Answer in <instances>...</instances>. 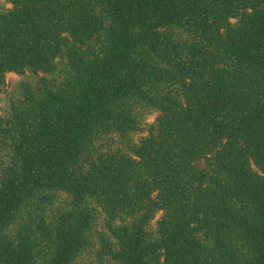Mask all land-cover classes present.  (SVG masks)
I'll return each mask as SVG.
<instances>
[{"label": "trees", "instance_id": "16d2710c", "mask_svg": "<svg viewBox=\"0 0 264 264\" xmlns=\"http://www.w3.org/2000/svg\"><path fill=\"white\" fill-rule=\"evenodd\" d=\"M8 72L0 264H264V0H0Z\"/></svg>", "mask_w": 264, "mask_h": 264}, {"label": "rangeland", "instance_id": "374dc122", "mask_svg": "<svg viewBox=\"0 0 264 264\" xmlns=\"http://www.w3.org/2000/svg\"><path fill=\"white\" fill-rule=\"evenodd\" d=\"M31 75L29 73H14L8 72L5 75L4 85L2 87V92H0V111L3 106V101L5 96L9 95L12 91L16 90L20 83L29 80ZM157 113H151L145 117V126L150 124ZM201 166V164H199ZM159 216H157L158 218Z\"/></svg>", "mask_w": 264, "mask_h": 264}]
</instances>
